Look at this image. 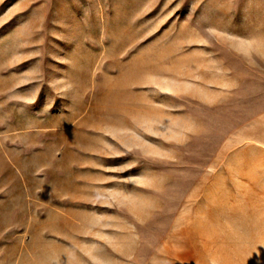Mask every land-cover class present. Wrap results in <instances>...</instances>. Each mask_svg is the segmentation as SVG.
<instances>
[{"label": "rangeland", "instance_id": "374dc122", "mask_svg": "<svg viewBox=\"0 0 264 264\" xmlns=\"http://www.w3.org/2000/svg\"><path fill=\"white\" fill-rule=\"evenodd\" d=\"M0 264H264V0H0Z\"/></svg>", "mask_w": 264, "mask_h": 264}]
</instances>
